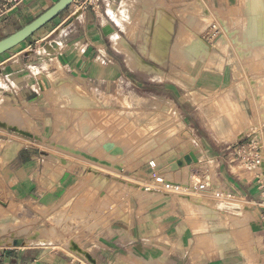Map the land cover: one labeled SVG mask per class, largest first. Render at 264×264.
I'll return each mask as SVG.
<instances>
[{"label": "rangeland", "instance_id": "1", "mask_svg": "<svg viewBox=\"0 0 264 264\" xmlns=\"http://www.w3.org/2000/svg\"><path fill=\"white\" fill-rule=\"evenodd\" d=\"M244 1L159 0L165 6L157 9L149 4L144 5V9L139 6L134 10V24L125 31L132 40L130 47L170 79L154 78L150 72L148 75L149 69H144L130 71L131 79L91 83L66 77L61 67L50 71L49 65H45V72L35 67L36 72L47 74L42 83L48 91L43 84L40 91L47 94L46 102H50L46 109L47 118L51 114V127L47 129L51 135L42 138V129L41 135L33 132L40 136L32 140L34 154L41 161L45 159L46 166L57 162L63 169L75 170L84 187L76 202L64 203V200L76 195L74 193L79 194L80 188L70 190L63 202L43 205L37 199L29 201L26 193L19 197L23 200L18 201L17 193L11 194L10 189L22 181L18 172L22 158L18 160L17 169L0 170V262L43 264L49 262L48 255L55 253L88 259L84 253L73 250L71 243L81 249L80 234L90 232L97 224L107 227L112 215L102 218V212L111 210L118 214L121 210L113 201L146 192L144 187L150 184V176L159 172L160 156L167 158L202 149L203 144L198 147L195 135L193 138L185 135L186 129L222 147H228L229 142L245 143L252 138L240 139L252 122L245 112L244 99L257 105L255 121L258 125L254 130L261 129L260 133H264L263 125L259 124L264 121V0ZM71 6V13L84 10L79 7L75 11V5ZM168 21L172 22L171 27ZM52 48L57 51L50 43L45 50L55 52ZM207 82L224 84L212 89L205 86ZM43 118L42 114H36L34 129H40L38 122L42 124ZM218 120L225 131L221 138L214 128ZM27 125L20 129L31 130ZM6 145V141L0 142L1 147ZM202 157L197 165L183 166V180L191 181L194 177V182L200 185L207 174L210 179L215 176L216 163ZM151 164L156 165V171ZM64 172L55 170L53 182ZM94 179H98L99 188L85 187ZM19 184L13 189L25 190V183ZM55 184L52 183L51 190L62 194L60 188L53 186ZM217 193L223 194L221 209L239 210L244 216L242 227L234 236L243 256L241 261L264 264L262 251L257 255L249 244L252 237L244 215L246 201L238 202L235 198L231 201L228 194ZM192 201L197 202L201 212L208 211L204 199L194 197ZM259 203H264V199ZM190 205L187 206L189 211ZM128 210L132 212V206L125 209ZM2 225H6L7 231ZM214 236H209L212 247V241H216ZM225 240L229 244L230 239Z\"/></svg>", "mask_w": 264, "mask_h": 264}, {"label": "crops", "instance_id": "2", "mask_svg": "<svg viewBox=\"0 0 264 264\" xmlns=\"http://www.w3.org/2000/svg\"><path fill=\"white\" fill-rule=\"evenodd\" d=\"M57 1L23 0L13 6L0 17V39L19 30ZM4 3L5 0H0V6ZM149 4L157 9L165 6L159 0H100V8L95 10L88 8L77 14L71 13L70 5L24 42L0 56V142H7L6 146H0V170L14 169L13 167L17 169L18 160L22 158V165L18 167L22 181L12 185L10 189L11 194L17 193L18 201L23 200L19 197H24L26 193L29 201L37 199L43 205L63 202L70 190L80 188L79 192L84 187L75 170L73 172L67 168L63 169L57 162L52 166H46L45 159L41 161L34 154L32 140L40 139L41 129L43 130L42 138L51 135V132L47 131L51 127L49 119L51 114L47 118L46 109V105L50 102H46V93L40 91L41 84L44 88L46 87L42 81L47 78V74L36 72L35 69L40 68L42 72H45V65H49L50 71L60 66L65 75L91 83L131 79L130 71L146 68L133 69L131 64L129 65L126 50L121 48L125 46L131 48L132 40L128 38L126 32L134 24L132 18L134 10L139 6L144 9L146 7L144 5ZM168 23L171 27L172 22L168 21ZM159 35H163L162 31ZM49 43L55 46L57 51H46L45 48ZM149 72L154 75V78L161 79L155 71L148 70V75H150ZM223 84L207 82L205 86L214 89ZM45 89L48 91L47 87ZM243 101H246L244 109L252 122L251 127L240 139L262 134L261 129L254 130L258 125L255 121L258 114L257 105H253L249 99ZM35 108L44 117L42 124L38 122L40 129H20L27 123L34 126L33 118L36 114L38 115ZM259 124L264 127V121ZM214 128L218 138L225 136L221 121H216ZM36 131L39 132L38 136L33 133ZM194 135L198 139V147L203 144L202 149L188 152H194L199 159L203 156L205 160L211 159L216 163L215 176L210 179L207 174L206 180L201 182L205 185L204 189H199L198 183L194 182L196 181L194 177L191 181L183 180V172H181L183 166L179 167L177 162L182 160L188 152L167 158L160 156L157 160L159 172L187 189L169 192L146 191L138 196L130 195L128 199L125 197L113 201L121 209L118 212L120 216L118 217L116 212L105 210L101 217L112 215L107 227L97 224L90 232L86 230L85 233L80 234V244L90 252L93 261L82 256L72 257L67 253H55L48 255L49 258L46 259L49 262H43V264L243 263L241 261L243 256L240 248L236 246L237 239L234 236L242 227L241 222L244 216L239 210L221 209L220 200L224 199L220 196L223 197V194L219 196L217 192L228 194L227 197H232L231 201L234 198L238 202L246 201L244 215L247 229L252 237L249 244L257 255L259 250L264 255V203H259L264 199V192L254 172L247 170L240 161L234 160L235 157L229 149L238 142H229L228 147H222L219 143L217 145L208 143L204 135L195 133ZM18 143L21 144L20 148ZM15 147L18 149L15 150ZM36 158L37 167L34 164ZM55 170L65 172L53 182L52 176ZM19 183H25V190L18 192L13 189L15 186H20ZM52 183H56L53 186L60 188L62 194L51 190ZM99 186L98 179L91 180L85 185L87 188L95 189ZM81 193L82 191L79 194L74 193L76 195L68 199L65 198L64 203L76 202ZM194 197L205 200L207 206L204 204V207L208 209L207 212L197 209L195 204L197 202L192 201ZM190 204H192V211L187 208ZM130 206L133 211H125ZM96 213H100V210L97 209ZM211 235L220 237L217 239L214 236L216 241H212L213 247L209 240ZM227 237L230 239L229 244L225 240Z\"/></svg>", "mask_w": 264, "mask_h": 264}, {"label": "built area", "instance_id": "3", "mask_svg": "<svg viewBox=\"0 0 264 264\" xmlns=\"http://www.w3.org/2000/svg\"><path fill=\"white\" fill-rule=\"evenodd\" d=\"M23 0H5V3L0 6V17L3 16L8 10L13 6H16L18 3ZM73 5L77 8L96 9L100 8V0H74ZM76 13V12H74ZM234 155V160H238L242 165L249 171L254 172L255 177L260 182V188H264V136L262 134L252 137L248 142L241 143L238 142L235 146L230 148ZM151 167L156 171V165L151 164ZM205 185L200 184L199 189H204ZM145 191L153 190H163L166 192L169 191H182L183 186L175 183L172 180H169L165 174L158 171L154 172L150 176V184L144 187Z\"/></svg>", "mask_w": 264, "mask_h": 264}, {"label": "water", "instance_id": "4", "mask_svg": "<svg viewBox=\"0 0 264 264\" xmlns=\"http://www.w3.org/2000/svg\"><path fill=\"white\" fill-rule=\"evenodd\" d=\"M74 0H58L49 9L40 14L37 18L15 31L14 33L0 39V56L7 51L11 50L15 46L21 44L36 31L41 29L43 26L48 24L51 20L57 17L59 14L64 12ZM47 47V46H46ZM192 161L197 162L198 157L194 152L186 154L182 160L177 162L178 166L182 167V164H190ZM0 264H9L0 262Z\"/></svg>", "mask_w": 264, "mask_h": 264}, {"label": "bare ground", "instance_id": "5", "mask_svg": "<svg viewBox=\"0 0 264 264\" xmlns=\"http://www.w3.org/2000/svg\"><path fill=\"white\" fill-rule=\"evenodd\" d=\"M246 1V3H249V0H245ZM258 1H261V0H258ZM261 29V28H260ZM216 40V39H215ZM213 41H214V39H213ZM217 43L219 42V41H216ZM52 45V44H51ZM53 46V45H52ZM55 47V46H54ZM121 49H123V50H126V52H127V54H128V57H129V65L131 64V67L134 69V68H146V69H149V70H151V71H155L159 76H160V78L161 79H163V78H168V79H170L169 77H167V75L165 74V72H163V71H161L158 67H156L155 65H153V64H151V63H148L147 61H145V60H143L142 59V57L140 58L139 57V55H138V53L135 51V50H133V49H129L128 47H123V48H121ZM52 50L53 51H56V49L54 48H52ZM56 65H58L59 66V64H58V62H56ZM60 67V66H59ZM62 71V70H61ZM62 73V72H61ZM66 77H68V78H70L69 77V75H67L66 74ZM167 100L168 101H171V99H169V98H167ZM142 111V110H141ZM140 111V112H141ZM144 112V111H143ZM152 113V112H151ZM150 113V114H151ZM141 114H142V112H141ZM155 115H157V114H155ZM159 115H160V113H159ZM163 115V114H162ZM161 115V116H162ZM152 116H154V114L152 115ZM150 118V117H149ZM160 119V118H159ZM155 120V119H154ZM154 120L152 121V122H154ZM135 121V120H134ZM149 121H151V120H149ZM148 121V122H149ZM138 122V121H137ZM151 122V123H152ZM29 127L32 129L33 127H32V125L31 124H29ZM34 129V128H33ZM185 135L188 137V138H193L194 137V134L192 133V131L191 130H188V129H186L185 130ZM103 140V139H102ZM101 141V140H100ZM21 142V141H20ZM18 145L20 146L21 144H19L18 143ZM20 148V147H19ZM18 149V148H17ZM16 149V147H15V150H17ZM13 153V152H12ZM15 154V153H14ZM202 157V156H201ZM200 157V158H201ZM203 158V157H202ZM199 157H198V161L197 162H194V161H192L190 164H188L189 166H192V165H197V164H199L200 162H199ZM187 163H184V164H182V166H184V165H186ZM180 167V166H179ZM163 191V190H162ZM2 228H4V231H7V227H6V225H2ZM217 236V235H216ZM217 238V237H216ZM217 239H220V237L219 238H217ZM234 239V238H233ZM11 241V240H10ZM71 247L73 248V250H76L77 252H79V253H84L85 254V256L90 260V261H93L94 259L93 258H91V254L89 253V252H87L83 247L81 248V249H77L76 248V243H71ZM73 245H74V247H73ZM78 246V245H77ZM248 262V261H247ZM236 264H243V263H236ZM245 264V263H244Z\"/></svg>", "mask_w": 264, "mask_h": 264}]
</instances>
